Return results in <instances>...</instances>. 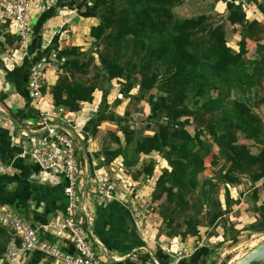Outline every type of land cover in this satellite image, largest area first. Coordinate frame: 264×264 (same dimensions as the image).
I'll list each match as a JSON object with an SVG mask.
<instances>
[{
	"label": "trees",
	"instance_id": "obj_1",
	"mask_svg": "<svg viewBox=\"0 0 264 264\" xmlns=\"http://www.w3.org/2000/svg\"><path fill=\"white\" fill-rule=\"evenodd\" d=\"M186 1L74 0L71 6L83 7L98 21L89 27L87 48L70 44L55 50L48 61L57 79L48 91L62 112L78 111L82 102L92 100L94 90L101 92L98 109L85 122L83 146L109 122L115 127L106 130L95 156H121L133 180L153 177L157 161L151 153L163 159L167 166L149 195L150 209L159 218L157 236L181 242L194 238L193 252L177 264H215L211 256L216 248L237 243L240 233L229 214L244 194L239 191L233 199L227 185L250 184L244 200L256 217L244 229L264 231V199L259 201L264 191V24L249 18L237 0H200L209 1L211 8L223 1L218 18L204 11L177 15L175 8ZM246 2L264 18V0ZM226 22L238 34L235 47L228 44ZM3 29L0 50L19 47V38ZM38 60L26 64L19 77L6 72L7 81L19 85L28 102L30 67ZM113 80L118 93L110 102ZM45 90L42 83L41 92ZM142 101L150 113L145 125L136 126L133 114L142 112ZM123 102L118 114L115 108ZM79 152L81 166L84 154L90 162L86 147ZM219 225L222 240L203 243ZM11 237L0 225L1 259Z\"/></svg>",
	"mask_w": 264,
	"mask_h": 264
},
{
	"label": "crops",
	"instance_id": "obj_2",
	"mask_svg": "<svg viewBox=\"0 0 264 264\" xmlns=\"http://www.w3.org/2000/svg\"><path fill=\"white\" fill-rule=\"evenodd\" d=\"M43 1L27 0L26 16L30 30L27 43L25 45L20 43L17 48L5 45L4 49L0 50V166L7 168L0 172V206L19 214L23 221L35 228L65 215L66 180L62 174L54 170H41L27 157L21 155L22 148L37 134L39 126L36 121L39 117L36 121L34 117L41 111L48 110L54 113V117L51 118L55 123L68 127L75 137L79 151L84 152L86 147L89 153L90 162L84 154L83 166L78 163L81 178L79 201L88 215L87 218L82 211L80 219L87 236L93 242L96 255L105 264H166L172 254L189 252V249L195 246L194 238L181 242L178 238L157 236L159 223H151L149 219H144L138 208L144 200L143 195H150L154 180L160 170L167 166L166 162L163 159H156L158 164L152 178L141 177L133 180L126 172L121 156L113 158L108 155L112 152H107V158L105 154L99 156L93 154L101 148L103 141L98 140V135L95 138L89 136L86 146H83L85 122L98 109L101 101L99 90H94L92 100L82 102L78 111L59 112L53 106L48 91L50 85L57 79V71L53 65L44 70L43 83L46 90L38 101L28 102L19 85L7 81V71H13L14 75L19 77L25 65L31 60H51L52 53L65 45L77 44L87 48L91 42L88 30L91 25L97 23L96 16L86 14L83 7L78 11L77 7L71 6L74 0H54L50 9L41 8ZM216 6L221 10L225 9L223 1H218ZM51 12L53 14H50ZM5 28L1 31L7 32L8 28ZM10 34L16 36L12 32ZM3 39L0 32V40ZM8 48L12 51L9 58L6 57ZM47 53L49 54L46 56ZM112 91H116L117 94L118 88H113ZM124 104L125 102L117 108L122 107L123 110ZM27 108L34 109L36 113L30 112ZM117 108L115 111L121 114L122 111H118ZM104 126L115 127L109 122L102 123L100 127ZM100 181L109 183L113 199L97 204L96 187ZM230 188L236 190L235 186ZM262 193L264 194V191ZM231 196L233 199L238 198L237 193L236 195L232 193ZM242 204H237L236 208ZM216 235L221 237V232ZM40 236L42 240L56 244L65 251H74V246L65 237H56L52 232L41 233ZM51 261L50 257L34 251L22 255L15 262L1 259L0 264H49Z\"/></svg>",
	"mask_w": 264,
	"mask_h": 264
},
{
	"label": "built area",
	"instance_id": "obj_3",
	"mask_svg": "<svg viewBox=\"0 0 264 264\" xmlns=\"http://www.w3.org/2000/svg\"><path fill=\"white\" fill-rule=\"evenodd\" d=\"M237 1L242 3V0ZM53 2L54 0H44L41 8L48 9ZM243 3V9L247 13L250 4ZM27 5V0H0V28H8L10 33L19 38L21 45H25L30 37L29 21L26 16ZM55 53H52V59ZM50 63L48 60H38L30 67L28 90L32 101H38L43 96L41 92L43 73ZM58 111L62 112V108H58ZM51 117H54V113L48 110L39 113V119L36 121L39 126L37 134L22 148L21 155L27 157L41 170H54L62 174L66 180L64 187L67 197L66 213L59 219L49 220L35 228L23 221L19 214L0 206V225L12 232L2 260L15 262L26 253L39 251L52 259L49 264H105L96 255L93 242L87 236L80 219L82 211L87 218L88 215L79 201L81 178L77 161L79 149L75 137L68 127L55 123ZM6 169L0 166V172ZM227 186L231 190V186ZM112 199L109 183L100 181L96 187V203L102 204ZM45 232H52L56 237H65L74 246V251H65L56 244L42 240L40 235ZM187 254L189 253L182 254V251L172 254L168 264H177Z\"/></svg>",
	"mask_w": 264,
	"mask_h": 264
},
{
	"label": "rangeland",
	"instance_id": "obj_4",
	"mask_svg": "<svg viewBox=\"0 0 264 264\" xmlns=\"http://www.w3.org/2000/svg\"><path fill=\"white\" fill-rule=\"evenodd\" d=\"M243 1L247 3L246 0H242V3ZM248 4H250V7L246 14H248L249 18L257 17L264 24V18L258 12L256 6L253 3H248ZM251 8L252 9L255 8V10L252 11ZM202 11L208 12L210 14H214L217 18L221 17L224 13L222 12L224 10L223 9L221 10L219 6L218 8L217 6L216 7L214 6V8H211L209 1H200V0H188L183 5L175 8V12L179 16H189V15L195 14L197 12H202ZM225 30H226V37L228 40V44L232 47H235L236 41L238 39V34L233 30L232 26H230L229 24L226 25V23H225ZM11 53H12L11 48H8L6 57L9 58ZM113 85H114V88L116 89L118 88V83L115 80H113ZM116 95H117L116 91L110 92L108 100L110 102L113 101ZM140 105H143L142 112L133 114V119L136 123V126L145 125V123H147L145 121L146 119L145 117L146 115H148V113H150V106L147 103L142 101ZM124 106H123V109H124ZM117 109L118 111H123L122 107L120 108L118 107ZM262 113L264 117V111ZM106 126L100 127L101 131L98 134L99 141L103 140L102 136H104V134L106 133V130L108 129V127ZM148 132H151V131H148ZM253 149L255 150V147ZM151 155H153L155 159L161 160V158L156 153H151ZM249 185H250L249 183H242L239 186H236V190L234 191L233 189L230 190V194L234 193L236 195L237 193V196H238L239 191H243V194H244V195H241L240 204L243 203L241 207L236 208L235 206L234 210L229 214V221L234 223L236 228L240 229V233L238 235L237 243L233 244V243H230V241H227V242H224L220 247L216 248L215 254L211 256V258H213V260L216 261L215 264H221L222 262H224V260H227L229 257L230 259L228 262H230L231 260L235 259L236 257L248 251L252 246H254L256 243H258L260 240L264 238V231L263 232H252V231L244 229V227L248 225V223L254 220L256 217L255 214L252 213V211H250L247 208L251 203L250 202L246 203L244 200L247 197V195L244 192L249 187ZM259 194H260L259 201H261L264 199L263 197L264 194L262 193V191H260ZM143 199L144 200L141 202L142 205L139 206L138 208L141 210L144 219H149L151 223H159V218L150 209L151 206H150L149 196L143 195ZM204 231L205 230L201 229V232L203 233V235H204ZM219 232H222L221 225H219L215 230V233H219ZM221 240H222V237L215 235L209 238V240H204L203 243L214 245ZM190 243H192V241H190ZM194 245H196V243ZM193 248L194 247L189 249L190 251L188 253L191 254L193 252ZM185 252L186 251H182V254H184Z\"/></svg>",
	"mask_w": 264,
	"mask_h": 264
},
{
	"label": "water",
	"instance_id": "obj_5",
	"mask_svg": "<svg viewBox=\"0 0 264 264\" xmlns=\"http://www.w3.org/2000/svg\"><path fill=\"white\" fill-rule=\"evenodd\" d=\"M264 260V238L227 264H258ZM1 261V258H0Z\"/></svg>",
	"mask_w": 264,
	"mask_h": 264
}]
</instances>
